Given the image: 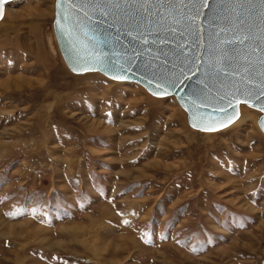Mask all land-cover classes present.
Segmentation results:
<instances>
[{"label":"rangeland","instance_id":"rangeland-1","mask_svg":"<svg viewBox=\"0 0 264 264\" xmlns=\"http://www.w3.org/2000/svg\"><path fill=\"white\" fill-rule=\"evenodd\" d=\"M55 1L0 22V264H264L261 113L202 133L174 97L72 73Z\"/></svg>","mask_w":264,"mask_h":264},{"label":"water","instance_id":"water-1","mask_svg":"<svg viewBox=\"0 0 264 264\" xmlns=\"http://www.w3.org/2000/svg\"><path fill=\"white\" fill-rule=\"evenodd\" d=\"M0 0V22L12 2ZM69 70L174 96L188 126L221 131L244 105L264 134V0H56Z\"/></svg>","mask_w":264,"mask_h":264},{"label":"bare ground","instance_id":"bare-ground-1","mask_svg":"<svg viewBox=\"0 0 264 264\" xmlns=\"http://www.w3.org/2000/svg\"><path fill=\"white\" fill-rule=\"evenodd\" d=\"M10 4H8L7 6H6V8H5V12H6V9H7V7L9 6ZM4 17H5V14H4ZM55 19V18H54ZM3 20V19H2ZM55 32V31H54ZM86 74H89V73H86ZM83 75H85V74H83ZM114 82H118V81H114ZM121 83H124V82H121ZM133 84V83H132ZM136 85H138V84H136ZM140 86V85H139ZM142 87V86H141ZM171 97V96H170ZM172 97H174V96H172ZM160 99H163V98H160ZM243 108V106H240V116H239V118H238V120L240 119V117H241V109ZM256 111V110H255ZM238 120L237 121H235L232 125H230L229 127H227V128H225V129H223V130H226V129H228V128H230L231 126H233L235 123H237L238 122ZM242 120V119H241ZM241 122V121H240ZM223 130H221V131H223ZM221 131H218V132H221ZM213 133H217V132H213ZM2 223H4V222H2ZM5 224V223H4ZM29 234V233H28ZM13 235H15V234H13ZM20 237V236H19Z\"/></svg>","mask_w":264,"mask_h":264},{"label":"snow or ice","instance_id":"snow-or-ice-1","mask_svg":"<svg viewBox=\"0 0 264 264\" xmlns=\"http://www.w3.org/2000/svg\"><path fill=\"white\" fill-rule=\"evenodd\" d=\"M182 2H183V0H182ZM200 2H201V3H203V2H204V0H200Z\"/></svg>","mask_w":264,"mask_h":264},{"label":"flooded vegetation","instance_id":"flooded-vegetation-1","mask_svg":"<svg viewBox=\"0 0 264 264\" xmlns=\"http://www.w3.org/2000/svg\"><path fill=\"white\" fill-rule=\"evenodd\" d=\"M209 233V232H208ZM212 235V234H211Z\"/></svg>","mask_w":264,"mask_h":264},{"label":"trees","instance_id":"trees-1","mask_svg":"<svg viewBox=\"0 0 264 264\" xmlns=\"http://www.w3.org/2000/svg\"><path fill=\"white\" fill-rule=\"evenodd\" d=\"M196 241V240H195Z\"/></svg>","mask_w":264,"mask_h":264}]
</instances>
